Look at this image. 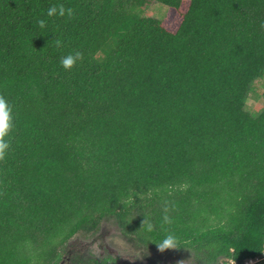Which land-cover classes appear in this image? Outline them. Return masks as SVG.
<instances>
[{
  "label": "trees",
  "instance_id": "16d2710c",
  "mask_svg": "<svg viewBox=\"0 0 264 264\" xmlns=\"http://www.w3.org/2000/svg\"><path fill=\"white\" fill-rule=\"evenodd\" d=\"M263 78L264 0H0V264H60L107 223L191 264L263 262Z\"/></svg>",
  "mask_w": 264,
  "mask_h": 264
},
{
  "label": "rangeland",
  "instance_id": "374dc122",
  "mask_svg": "<svg viewBox=\"0 0 264 264\" xmlns=\"http://www.w3.org/2000/svg\"><path fill=\"white\" fill-rule=\"evenodd\" d=\"M189 1V0H188ZM170 7L160 3H152L145 12L146 16L167 20L170 14ZM175 29V27H174ZM264 78L254 84L253 92L247 100L246 110L253 116L258 115L264 108ZM106 230L103 237L102 232L99 235H77L66 246V251H74L75 247L88 246L90 253L98 257L101 253L106 256H112L122 261H129L131 264H191L193 255L189 251H180L176 247L167 246L160 249H142L130 241L121 230L112 223L105 224ZM64 253V259L67 253ZM255 264H264L255 262Z\"/></svg>",
  "mask_w": 264,
  "mask_h": 264
},
{
  "label": "clouds",
  "instance_id": "9594fccd",
  "mask_svg": "<svg viewBox=\"0 0 264 264\" xmlns=\"http://www.w3.org/2000/svg\"><path fill=\"white\" fill-rule=\"evenodd\" d=\"M58 9L56 7H50L48 9L47 15L52 16L56 14ZM65 9L63 6L59 8V14L63 15ZM69 14H71V9L68 10ZM40 25H44V21H39ZM80 57V53L77 52L75 54L69 53L68 55L62 57L60 63L65 69H70L75 63L76 60ZM11 128V109L5 100V98L0 97V156L5 154V151L9 147L8 142L4 137L8 134ZM165 244L169 243L168 240L164 241Z\"/></svg>",
  "mask_w": 264,
  "mask_h": 264
},
{
  "label": "flooded vegetation",
  "instance_id": "af4514ba",
  "mask_svg": "<svg viewBox=\"0 0 264 264\" xmlns=\"http://www.w3.org/2000/svg\"><path fill=\"white\" fill-rule=\"evenodd\" d=\"M90 247L89 245L75 247V249H73L74 251H67L66 253L68 256L64 259L63 254L60 264H131L129 261L121 262V260L117 258L113 259L112 256H110L111 254L106 256L104 253H101V255L95 257L90 253Z\"/></svg>",
  "mask_w": 264,
  "mask_h": 264
},
{
  "label": "built area",
  "instance_id": "2783aa9c",
  "mask_svg": "<svg viewBox=\"0 0 264 264\" xmlns=\"http://www.w3.org/2000/svg\"><path fill=\"white\" fill-rule=\"evenodd\" d=\"M255 262L253 260H249L246 262V264H254ZM230 264H236L234 261H231Z\"/></svg>",
  "mask_w": 264,
  "mask_h": 264
}]
</instances>
